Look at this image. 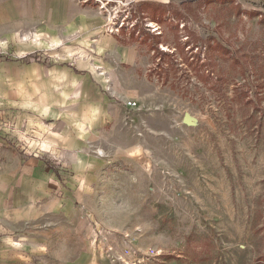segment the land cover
<instances>
[{
  "label": "rangeland",
  "instance_id": "374dc122",
  "mask_svg": "<svg viewBox=\"0 0 264 264\" xmlns=\"http://www.w3.org/2000/svg\"><path fill=\"white\" fill-rule=\"evenodd\" d=\"M79 1L104 16L105 33L138 46L140 62L126 71L137 108L113 96L104 77L108 104L97 114L105 125L77 153L93 159L75 184L78 240L0 233V242L36 240L11 249L13 264H65L92 252L103 264H114L111 255L129 264H264V10L235 0ZM210 41L227 54L210 52ZM190 64L207 66L200 69L209 79ZM240 92L261 103L245 105ZM64 99L59 108L71 109ZM80 105L74 111L86 112ZM185 114L194 125L183 123ZM36 127L19 133L28 156L41 155L58 172L72 153L49 142L55 123Z\"/></svg>",
  "mask_w": 264,
  "mask_h": 264
},
{
  "label": "crops",
  "instance_id": "0c3cea01",
  "mask_svg": "<svg viewBox=\"0 0 264 264\" xmlns=\"http://www.w3.org/2000/svg\"><path fill=\"white\" fill-rule=\"evenodd\" d=\"M235 1L242 7L264 10V0ZM146 11L149 12V5ZM105 24L104 16L93 4L79 0H0L2 235L19 233L23 237L32 235L33 239L50 240L52 235L65 234L61 236L65 241L78 240L77 221L81 214L75 206L78 199L75 184L78 168L87 171V161L92 157L80 156L83 159L80 161L77 153L84 151L90 137L105 125L104 117L97 114H104V104H108L107 95L100 89L107 86L104 77L110 80L113 96L124 104L135 102L127 90L132 84L126 71L135 70L141 58L135 43L105 33ZM97 70L104 76L98 75ZM64 89H68L66 95ZM63 98L66 104H73L71 109L59 108ZM95 101L102 106L95 109ZM77 104H81L82 110L86 108V112L74 111ZM42 119L57 126L58 132L52 134L49 142L72 153L69 161L61 162L58 172L41 155L28 156V144L19 135L38 130L36 126ZM117 119L118 116L113 120ZM85 231L87 245L94 234L93 226ZM33 239L0 242V264L19 262L11 249L35 243ZM103 261L101 255L92 252L88 256L80 253L65 264H103Z\"/></svg>",
  "mask_w": 264,
  "mask_h": 264
},
{
  "label": "trees",
  "instance_id": "16d2710c",
  "mask_svg": "<svg viewBox=\"0 0 264 264\" xmlns=\"http://www.w3.org/2000/svg\"><path fill=\"white\" fill-rule=\"evenodd\" d=\"M200 2V1H199ZM202 2V1H201ZM200 4V3H199ZM263 9H264V7H263ZM260 16H262V15H260ZM212 42V43H211ZM209 47L207 46V48L210 50V52H216V51H219V52H221V53H226L227 54V51H226V49H223V47L221 46V45H219V44H217V43H215L214 41H210L209 42ZM193 60V59H192ZM187 63V62H186ZM191 65V64H190ZM192 66V69H193V71H194V73L195 74H199L200 76V78L203 80V81H207V78H208V76H205L204 75V73H202V72H207L208 70H206V69H204V71H202L200 68H206L207 66H205V65H203V66H193V65H191ZM205 66V67H204ZM217 78V80H218V77H216ZM209 79V78H208ZM239 95H241V101L245 104V105H251V106H254V107H256V105L258 104V103H261V101L260 100H252V99H249V96H247L246 95V92L244 93V92H240V94Z\"/></svg>",
  "mask_w": 264,
  "mask_h": 264
},
{
  "label": "built area",
  "instance_id": "2783aa9c",
  "mask_svg": "<svg viewBox=\"0 0 264 264\" xmlns=\"http://www.w3.org/2000/svg\"><path fill=\"white\" fill-rule=\"evenodd\" d=\"M99 9L102 10L103 9V6L102 4H100L99 6ZM112 25L114 26L115 24L112 23ZM123 21L119 24V28L121 26H123ZM119 28H109L107 27V30L110 32V33H117L119 31ZM146 28H148V31L151 33V34H155V35H159L158 33V27L155 23H148L146 25ZM160 49L165 51L167 50V52H171L170 50L168 49H164V47L160 46ZM125 107H127L128 109H136L137 108V103L136 102H132V101H129V102H126L125 104ZM111 262L114 263V264H129V262L127 261V259L123 258L122 256H115V255H111Z\"/></svg>",
  "mask_w": 264,
  "mask_h": 264
},
{
  "label": "water",
  "instance_id": "95a60500",
  "mask_svg": "<svg viewBox=\"0 0 264 264\" xmlns=\"http://www.w3.org/2000/svg\"><path fill=\"white\" fill-rule=\"evenodd\" d=\"M182 121H183V123H184L185 125H189V126L195 124V120H194L189 114H185V115L183 116Z\"/></svg>",
  "mask_w": 264,
  "mask_h": 264
}]
</instances>
